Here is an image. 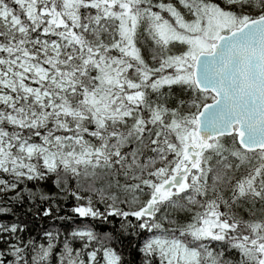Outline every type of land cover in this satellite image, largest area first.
I'll return each mask as SVG.
<instances>
[{"label":"snow or ice","instance_id":"snow-or-ice-1","mask_svg":"<svg viewBox=\"0 0 264 264\" xmlns=\"http://www.w3.org/2000/svg\"><path fill=\"white\" fill-rule=\"evenodd\" d=\"M0 264H264V0H0Z\"/></svg>","mask_w":264,"mask_h":264},{"label":"trees","instance_id":"trees-1","mask_svg":"<svg viewBox=\"0 0 264 264\" xmlns=\"http://www.w3.org/2000/svg\"><path fill=\"white\" fill-rule=\"evenodd\" d=\"M78 223H79V221H78ZM44 226H45V227H48L47 222H44ZM39 231H41V230H40L39 226H37L36 229L33 231L32 234L35 235V234H36L37 232H39Z\"/></svg>","mask_w":264,"mask_h":264}]
</instances>
